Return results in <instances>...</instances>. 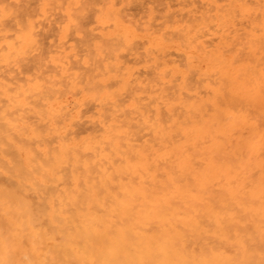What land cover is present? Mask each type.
Returning <instances> with one entry per match:
<instances>
[{"label": "bare ground", "instance_id": "bare-ground-1", "mask_svg": "<svg viewBox=\"0 0 264 264\" xmlns=\"http://www.w3.org/2000/svg\"><path fill=\"white\" fill-rule=\"evenodd\" d=\"M26 13L10 15L22 23L13 36L0 21V264H264V177L245 184L228 169L214 59L196 47L153 59L143 110L126 64L93 88L49 56L54 74L37 64L18 83L10 65L40 44ZM134 112L149 135L139 148ZM136 175L148 186L133 197L124 180Z\"/></svg>", "mask_w": 264, "mask_h": 264}, {"label": "rangeland", "instance_id": "rangeland-1", "mask_svg": "<svg viewBox=\"0 0 264 264\" xmlns=\"http://www.w3.org/2000/svg\"><path fill=\"white\" fill-rule=\"evenodd\" d=\"M20 8L36 21L40 44L30 58L10 65L18 83L33 74L37 64L43 75L54 74L49 56L66 60L70 80L93 88H98L102 74L126 64L142 97L136 105L143 110L155 83L153 59L183 61L194 47L197 56L214 59L208 77L217 83L218 138L220 149L226 148L228 169L245 184L260 174L264 177V0H0V21L11 36L22 23L16 25L9 17ZM121 24L135 28L125 42ZM134 116L131 142L139 148L149 135L137 112ZM95 129L80 126L77 132ZM124 182L131 185L133 197L148 186L137 175ZM5 184L23 189L13 180Z\"/></svg>", "mask_w": 264, "mask_h": 264}]
</instances>
